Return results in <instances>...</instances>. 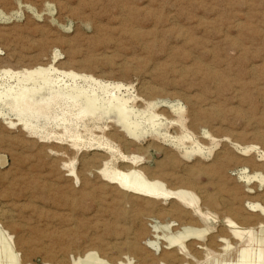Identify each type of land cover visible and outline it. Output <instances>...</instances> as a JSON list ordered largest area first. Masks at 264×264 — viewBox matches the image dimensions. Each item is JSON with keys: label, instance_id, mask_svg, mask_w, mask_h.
Wrapping results in <instances>:
<instances>
[{"label": "rangeland", "instance_id": "1", "mask_svg": "<svg viewBox=\"0 0 264 264\" xmlns=\"http://www.w3.org/2000/svg\"><path fill=\"white\" fill-rule=\"evenodd\" d=\"M54 51L64 68L128 86L134 107L156 101V112L167 110L164 118L175 117L166 104H180L179 124L164 121L162 130L189 134L185 144H198L205 154L185 158L154 134L130 139L114 112L85 117L83 143L55 152V139L30 133L0 106V264H73L91 251L113 263H157L162 252L154 237L167 222L172 228L211 223L203 241H186L189 264H216V258L218 264H264V223L255 224L264 218L248 205H264V185L250 182L247 193L237 177L244 161L254 162H246V171L264 165V0H0V68L45 63ZM104 142L115 150H106ZM122 153L137 156L131 166L157 176L167 194L138 195L106 183L98 169L124 171ZM70 167L79 181L67 176ZM180 189L189 195L180 198ZM224 217L238 222L241 243L225 262L216 251L199 258L197 242L214 249L218 235L236 240Z\"/></svg>", "mask_w": 264, "mask_h": 264}, {"label": "bare ground", "instance_id": "2", "mask_svg": "<svg viewBox=\"0 0 264 264\" xmlns=\"http://www.w3.org/2000/svg\"><path fill=\"white\" fill-rule=\"evenodd\" d=\"M60 54L61 53L54 51L52 53L51 59L45 63L44 62L41 63L39 61L40 63L36 62V64H33L31 66H23V67L14 68V69L10 68L8 66H4V67L0 68V79L1 78L4 79L3 82L0 80L1 81L0 84L3 85L2 90H0V106L5 107L7 112H13L14 115L16 116V121L19 122L20 125H22V127L25 130H27L33 134H38L39 137H46L49 139H55L56 141H53L55 148H51V149H53V151L63 152V151H66L67 149H69V147L71 150L77 149L81 145V143H83V140L80 136V131H86L87 130V126H86L85 121H84L85 117H89L91 120H94V119H99L102 116H108L110 112H114L115 115L117 116V121L121 127L122 132L127 137H129L130 139L136 140V139H139L145 135L154 134V135L158 136L159 138H162L164 142H166L169 146H172L177 152H179L185 158H190L192 154H195L198 156L205 154L204 153V147H201L200 145L195 144V143H194V145L185 144V142H188L189 140H191V137L189 134L184 133V134H178V135H169L168 133H166L165 131L162 130V126L164 125V121L167 122L168 124H171V125H178L179 124V118L181 117L182 110H183V107L180 104H176V105L175 104H166L169 106L171 112L175 115V117L168 115L164 118H162L161 114L163 112L166 113L167 110L164 108H161L160 112H156L155 109L158 105V102H156V101H152L146 108L134 107L131 104L132 101L134 100V96H133L134 94H131L128 86H125L124 84L118 83V82L104 81V80H102L98 77L92 76L90 74L79 72V70L76 71V69L73 70L71 68H64L63 66L60 65L62 62L60 64L58 63V59H60L59 58ZM65 67H68V66H65ZM150 97H152V96H150ZM162 104H163V102H162ZM164 105H165V102H164ZM2 113H3V110H1V108H0V117L3 116ZM4 114H6V113H4ZM130 115H138L137 118H140L141 120L136 119V118L130 119L131 118ZM40 120H42L41 124L38 123ZM7 123L9 125H13V124H15V121L8 118ZM47 126H49V127H47ZM203 134L208 135L205 130H203ZM35 136H37V135H35ZM90 138H92V137H90ZM122 138H123V136H122ZM90 141H93V139H90ZM104 141H106V139H104ZM97 143L100 145L99 142H97ZM88 144H89V142H88ZM104 146H105V149L108 151L115 150L113 148V146L111 144H109L108 142H104ZM157 146H160V145L157 144ZM154 147H155V144H154ZM251 147H254V146L252 145ZM248 149H251V148H248ZM246 150H247L246 148H243V150L241 152L244 153V152H246ZM237 151H240V150H237ZM229 153L233 157V153H231V152H229ZM215 154L216 153H214V155ZM214 155H213V157H214ZM169 156H167V158ZM121 157L123 158V160L125 162L128 163V165L126 166V169L124 168V171H119V170H115V169H108V168H99L98 169V172H100L102 179L106 183H118L123 190L130 191V192H132L134 194H138V195L153 196V195H157V194H167V192L165 191L163 183L157 179H154V178H157V176H155L154 178L152 176L149 177L148 176L149 174L147 173L146 174L148 176L147 177L140 169H137V168H134L131 166L137 161V159H138L137 156L129 157V156L123 155V153H122ZM222 157H223V155H222ZM104 158H105V156H104ZM104 158H102V159H104ZM234 158H236V156ZM239 158L240 157H238V159ZM219 159H220V156H219ZM228 159H230V157ZM249 159H251V158H249ZM252 159L250 161H253ZM97 160H99V159H97ZM224 160H225V158L223 159V161ZM229 161H232V160H229ZM233 161H234V159H233ZM248 161H244V165L248 166V164L246 163ZM220 162L222 163V161H220ZM240 162H241V160H240ZM242 162H243V160H242ZM169 163H171V162H169ZM226 163H229V162L227 161ZM234 163H236V162H234ZM248 163H254V162H248ZM135 164H137V163H135ZM209 164H213V162H209ZM223 164H224V162H223ZM238 164H242V163H238ZM260 164H262V163L260 162ZM260 164H259V166L261 167ZM246 166H241L239 168L240 171L237 173V177H238V180L243 182V184L245 185L244 190L247 193H250L253 189L252 187H250L248 185L250 182H256V184H258L260 187H261V185H264V165H263V168L261 167L262 168L261 170H257V169L252 170L251 169L252 171H246V168H247ZM193 167L197 168L195 165ZM193 167H192V170L194 169ZM219 167H220V165H219ZM199 168L200 167H198V169ZM204 169H205V167H204ZM222 169H224V168H222ZM217 170H218V168H217ZM160 172H162V171L160 170ZM165 172L166 171H164V173ZM202 172H204V171H202ZM224 172H225V170H224ZM173 173H171V174H173ZM185 173H187V172H185ZM188 173H190V172H188ZM213 173H214V171H213ZM152 174H154V173H151V175ZM165 174L167 175V172ZM68 175L72 176V178L74 177L76 180L78 179L77 178L78 176L76 175V172H75L73 167L69 168L67 176ZM211 175H212V173H211ZM173 177H175V175ZM176 177H178V176H176ZM176 177H175V179H176ZM182 177H180V178H182ZM208 178H210V177H208ZM158 179H161V178H158ZM166 179H168V178H166ZM182 179H184V177ZM182 179H181V182H182ZM186 180H187V178H186ZM78 181H79V179H78ZM183 182H185V181H183ZM165 183H166V181H165ZM107 186H109V185H107ZM111 189H112V187H111ZM123 190L121 193L125 192ZM220 192H222V191H220ZM178 195L180 196V198H184L185 196H188L189 193L186 190L180 189V190H178ZM116 196H117V194H116ZM212 198H214V197H212ZM130 199H131V197H130ZM140 199H141V197H140ZM148 200H150V199H148ZM132 201H135V200H133V198H132ZM118 202H119V200H118ZM129 202H130V200H129ZM210 203H212L211 199H210ZM132 204L134 205V203H132ZM137 205H139V204H137ZM159 205H157V206H159ZM248 205L253 211H258L259 214L264 218V205H262L260 202H257V201L248 202ZM160 207H161V205H160ZM119 208H120V205H119ZM122 208L123 207H121V209ZM133 208H134V206H133ZM170 209L174 210V207H172ZM132 210H134V209H132ZM178 210H176V212ZM183 210H185V209H183ZM3 211L4 210H0V218L5 217V216H3L4 215ZM122 211H123V209H122ZM141 211H142V209H141ZM152 211H154V210L152 209L151 213H152ZM182 211H181V213H182ZM145 212L147 214V209ZM135 213H133V214H135ZM185 213L186 212H184V214ZM131 214L132 213H130V215ZM158 214H160V213H158ZM162 214H163V212H162ZM177 214H179V213H177ZM240 214H238V215H240ZM188 215H190V214H188ZM188 215H186V216H188ZM136 217H138L137 214L133 218L135 219ZM140 217L142 219L141 215H140ZM158 217H159V215H158ZM159 218H161V216ZM141 219H139V220H141ZM136 220H137V218H136ZM136 220H134V221H136ZM189 220L191 221L192 218ZM223 220L226 222L228 227L233 229V236H234V239H236V240H234L232 242V241H229L228 238L218 235V242L219 243L216 242L217 243L216 248L213 247L214 249H211L212 247L209 248L208 245L205 243L197 242L198 244H197L196 248L201 249V251L196 250L197 252H201L199 258H202V257L206 258L208 255L209 256L211 255V252L216 251V252L224 255L222 257V261L225 262L226 253L231 252V250L234 248V246L237 245V247H238L239 244L241 243L242 238H243L242 237L243 234H242V231L240 230V226H238V222L234 221L233 219H231L229 217H224ZM260 221L261 222H257V223L255 222V224H257V226L258 225L260 226L261 224L264 223V219H263V221L262 220H260ZM252 222H254V221H252ZM140 223H141V221H140ZM196 224H198V223H196ZM175 225H177V224H175ZM163 228H164V231H162L161 233H155V237H154V242L161 244V249H159V251H160L159 253L162 252V257H159V258L155 257L156 259H158L157 263L152 262L151 264H189V262L186 260V256L188 255V251H187L188 246L186 244V241L190 240V239H198L199 241H201V240L203 241L205 236L208 234V232L211 229V223L204 222V224L200 227H194V226H191V224H183V225H181V228H178V227L172 228L170 225V222H167V223H165V227H163ZM248 232L250 233V231H248ZM132 236H133V234H132ZM213 239H215V238H212L211 241H213ZM216 239H217V237H216ZM128 243H129V241H128ZM191 244H193V243H191ZM136 246L134 245V247H132V248H135ZM7 247L10 249L11 245H7ZM196 248H194V249H196ZM157 249H158V247L156 246L155 250H157ZM166 249H168V251ZM189 249H191V247ZM130 250H131V248H130ZM241 250L243 251L246 249L241 248ZM150 252H151V250H150ZM172 253H174V254H172ZM153 254L155 255L154 252H153ZM171 255H173V256L171 257ZM179 255H180V257H178ZM192 255H194V254H192ZM230 255H231V253H230ZM144 256H145V254H144ZM234 257H235V255L231 256V259ZM262 257H264V252L262 253ZM167 258H168V261H167ZM240 260H242V258ZM109 261L105 260L104 257L103 258L100 257V255H98L96 252L91 251V252L86 253L82 258L78 257L76 259H73L72 263L73 264H126L125 261H122L119 259L117 260V262L114 261L115 263L111 262V260H109ZM127 261H129V259ZM137 261H138V259H137ZM146 261H148V260H146ZM153 261H155V260H153ZM246 261L249 262L248 259ZM218 262H219V258H216L215 263L218 264ZM204 264H208V261H205ZM231 264H233V263H231Z\"/></svg>", "mask_w": 264, "mask_h": 264}]
</instances>
